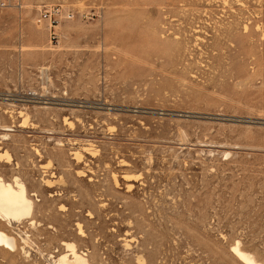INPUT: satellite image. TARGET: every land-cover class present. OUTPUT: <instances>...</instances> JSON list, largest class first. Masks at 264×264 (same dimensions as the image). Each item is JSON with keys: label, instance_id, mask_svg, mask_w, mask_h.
Masks as SVG:
<instances>
[{"label": "rangeland", "instance_id": "374dc122", "mask_svg": "<svg viewBox=\"0 0 264 264\" xmlns=\"http://www.w3.org/2000/svg\"><path fill=\"white\" fill-rule=\"evenodd\" d=\"M41 4L74 17L51 34ZM0 152L36 222L0 221L18 244L0 264L64 241L93 264H245L237 241L264 262V0L0 11Z\"/></svg>", "mask_w": 264, "mask_h": 264}, {"label": "bare ground", "instance_id": "6f19581e", "mask_svg": "<svg viewBox=\"0 0 264 264\" xmlns=\"http://www.w3.org/2000/svg\"><path fill=\"white\" fill-rule=\"evenodd\" d=\"M81 149L84 151L91 150L90 147L86 146ZM73 154L77 160H80L83 156L82 152L79 150H76ZM4 159L6 160L5 162L10 163L9 156L4 152H0V161ZM3 176L0 174V221H5L8 225L12 226L15 222H22L27 219L33 227H36V222L33 220L35 203L31 198L27 185L18 176L13 177L10 181L6 180ZM124 176L127 180H132L131 174H126ZM46 186L52 187L53 184L50 180H47ZM129 188L131 189L130 185ZM78 228L82 233L83 229L80 223H78ZM29 239L30 238L24 237L22 238V241L23 243L28 244ZM62 244L66 248L65 252L60 254L54 260L52 259L53 264H93L87 258L85 252L78 251L77 245L74 242L64 241ZM0 245L12 251H15L18 246L15 236L4 230H0ZM231 249L245 264H264L263 261L256 259L252 253L244 250L241 247L240 241H237ZM143 258L140 256L138 260L143 262Z\"/></svg>", "mask_w": 264, "mask_h": 264}, {"label": "built area", "instance_id": "2783aa9c", "mask_svg": "<svg viewBox=\"0 0 264 264\" xmlns=\"http://www.w3.org/2000/svg\"><path fill=\"white\" fill-rule=\"evenodd\" d=\"M26 7V0H0V11L8 9L23 10ZM74 13L60 4H41L36 6V21L44 23L51 29V34L55 33L56 28L63 21L70 20Z\"/></svg>", "mask_w": 264, "mask_h": 264}]
</instances>
